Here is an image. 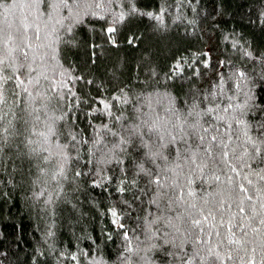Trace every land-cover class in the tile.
Instances as JSON below:
<instances>
[{
    "label": "trees",
    "instance_id": "16d2710c",
    "mask_svg": "<svg viewBox=\"0 0 264 264\" xmlns=\"http://www.w3.org/2000/svg\"><path fill=\"white\" fill-rule=\"evenodd\" d=\"M261 123L264 0H0V264H260ZM240 184L239 252L178 219Z\"/></svg>",
    "mask_w": 264,
    "mask_h": 264
},
{
    "label": "snow or ice",
    "instance_id": "6c2138e0",
    "mask_svg": "<svg viewBox=\"0 0 264 264\" xmlns=\"http://www.w3.org/2000/svg\"><path fill=\"white\" fill-rule=\"evenodd\" d=\"M123 19V16L120 18ZM159 19V17H157ZM108 33L115 32V28H108ZM110 39L114 42V37L110 36ZM240 75H243V73H240ZM23 83V82H21ZM105 107H108L105 105ZM209 112L212 111V109H208ZM191 115V113H189ZM240 123H243V121H240ZM259 129H264V123H261L257 125ZM205 132L208 131V129L204 130ZM245 136H248V132L245 131ZM200 141L203 142L205 137L200 136ZM173 140H175V137H173ZM216 136H211V141H216ZM249 142L252 144L253 150H254V156L261 153L262 148H264V133L260 135V137L257 140H253L252 137L248 136ZM218 147H221V153H218V155H222L223 157H227L229 155L228 151H224L223 149H227V144H224L223 141H220L218 144ZM205 151L209 154V158H211V152H212V146L209 144ZM234 151V150H233ZM197 167H200L197 165ZM232 171H235L233 168ZM217 180H219V176L216 177ZM247 179V177H245ZM261 180H264V175L260 176ZM229 180H231V177H229ZM154 183L160 184V180L158 178L153 179ZM247 183L249 185L252 184V181L250 179L247 180ZM254 191L257 194V198L264 199V196H262V190L259 188L254 189ZM244 194L242 197L239 194ZM192 193H189L191 195ZM253 199L252 195H248V188H246L243 184H240L237 186V197L232 200V203L227 204V208L225 207L226 201L223 199V197L219 201H213L209 202L207 199L203 201L202 206H197L195 203L189 204L187 208L185 209V213L183 217H178V219H182L186 217V224H187V231L191 232H197V233H205L206 229H210L211 233H214L216 237H221L223 235V239L219 241L220 244H223L224 241H227L228 245H237L238 248L236 249L237 252L241 248H243V245L245 242L251 243V241H248L249 233L246 231V229L250 226V222L252 219H255L257 215H260L255 211V206L253 205V211L249 215L245 212V208L243 207L244 201L248 200L251 201ZM233 204H235L236 208L238 209L237 212H231V209L233 207ZM261 208H264V202L261 203ZM227 214V219H226ZM113 215H116L113 213ZM237 220H239V223H237ZM260 225H264V216H261L259 220ZM123 227V225H121ZM220 228H225L226 232L221 233ZM234 229H238L242 235L237 238L236 231ZM259 228H252V232L259 234L260 233ZM199 238V237H198ZM264 247V245H262ZM245 253H247V249H243ZM257 251L256 248H252L251 252L255 254ZM195 257H199V252L194 253ZM75 259V257H73ZM202 259L205 261V264H217L218 261L222 259L219 252L210 249L208 255L202 257ZM228 259H232L231 253L228 254ZM250 264H256L255 255L252 256L250 259ZM260 264H264V255H262V258L260 260Z\"/></svg>",
    "mask_w": 264,
    "mask_h": 264
}]
</instances>
